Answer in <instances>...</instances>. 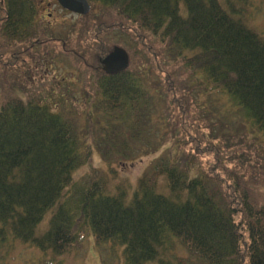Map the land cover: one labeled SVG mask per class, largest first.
Masks as SVG:
<instances>
[{
	"label": "trees",
	"instance_id": "1",
	"mask_svg": "<svg viewBox=\"0 0 264 264\" xmlns=\"http://www.w3.org/2000/svg\"><path fill=\"white\" fill-rule=\"evenodd\" d=\"M88 1L90 13L56 31L44 0H0L4 39L27 45L0 51L21 59L44 46L63 67L48 88L20 78L22 90L0 102V248L13 235L62 254L92 235L123 246L125 264H164L179 240L205 264H264V151L248 150L259 163L249 174L237 161L243 149L231 146L264 137V35L238 0ZM116 45L131 65L110 75L99 58ZM172 105L180 140L166 133L155 142L150 133ZM227 119L240 139L224 132ZM219 126L224 140L214 138ZM172 142L179 151L154 159L132 191L123 180L111 185L114 165ZM93 151L108 173L76 180ZM50 210V229L38 235Z\"/></svg>",
	"mask_w": 264,
	"mask_h": 264
},
{
	"label": "rangeland",
	"instance_id": "2",
	"mask_svg": "<svg viewBox=\"0 0 264 264\" xmlns=\"http://www.w3.org/2000/svg\"><path fill=\"white\" fill-rule=\"evenodd\" d=\"M44 9L42 15L48 17L50 21V25L56 30L60 31L63 28V22L70 21L75 19V13L69 12L65 10L62 6L59 5L57 0H44ZM51 3L49 8H47V3ZM237 9H243L249 18L247 22L249 25L256 29L259 33L264 35V0H238ZM47 19V18H45ZM67 26V25H66ZM9 39H4L2 32L0 31V46L14 48V50H19L21 47L25 49L27 47L26 44L20 43L17 41H11ZM33 45V43H32ZM31 45V46H32ZM11 46V47H10ZM33 47V46H32ZM121 47V46H120ZM55 52L59 51L60 46L55 45ZM34 52L29 51L28 55L30 57H36V53H39V56L42 58L39 60L38 58H30L27 53L23 54L19 58H12L13 52H6V54L0 51V102L6 99L7 94L10 95L11 92L21 91L20 88V78L27 77V84L30 86H39L43 88L49 87V83H53V77L55 74L57 76H61V72L63 67L59 69L61 66L60 63L52 64L50 56H43L42 53L45 51L44 46L33 47ZM39 51V52H38ZM42 51V53L40 52ZM2 55V56H1ZM54 55V54H53ZM104 57H100L99 60ZM19 59V60H18ZM50 63V64H49ZM59 69V71L56 69ZM24 95V94H22ZM11 96V95H10ZM173 106V107H172ZM170 106L171 117H166L165 121H160L159 126L156 130L151 131V139L153 141H158L163 134L169 133L170 136H174L175 140H180V134L175 132L174 130V116L177 119L180 117L178 111H176V105ZM87 117L81 122H85ZM216 120H214L215 122ZM219 121V120H218ZM228 122H232L228 124ZM235 123V120L227 119L225 122V130H227L230 136L237 137L240 139V131ZM94 122L88 123V128L90 126V133L94 132ZM241 130V129H240ZM207 132L206 130H203ZM209 132V131H208ZM89 133V131L87 132ZM223 133L220 132V126L216 128V133L214 138L223 139L221 136ZM219 135V137H218ZM91 137V138H90ZM93 136H89L88 140L92 139ZM213 138V137H212ZM167 139V135H166ZM224 140V139H223ZM235 139L231 143V146L239 147L243 149V154L237 161H239L245 171L249 174L252 171V164H259L255 159V155H251L254 157V160L251 161L248 150L254 151L258 150L259 152L264 151V137L262 135H258L256 137L249 136L247 139H241L237 142H234ZM175 142L172 144L167 143L166 146L156 151L155 153H150L149 156H144L142 160L137 161L130 165H123L122 167H117V173L115 175V181H111V185H115L118 181L122 180L129 186V189L132 191L133 187H136L139 178L144 174L149 165H152L153 160L162 155L167 148L172 151V153H177L179 151ZM210 142H207L206 149H208V145ZM136 147V148H140ZM94 149V148H93ZM93 156L91 157L89 163L84 168H80L75 174V179H81L86 175L94 174L95 170L99 171V176H104L108 173V168L106 162H104L103 158L96 152L93 151ZM253 153V152H252ZM210 155V154H209ZM142 156V155H141ZM246 158V159H245ZM204 162V161H203ZM207 169L209 163L204 162L202 164ZM197 168V167H196ZM195 174V173H194ZM248 174V175H249ZM114 179V178H113ZM259 190L261 191V196L264 200V186H259ZM53 214V210H50L46 213L43 221L40 223L37 229L38 235H43L47 233L50 229V221ZM169 245L168 250L165 254L161 255V258L164 260V264H205L198 257L191 255V253L183 246V244L178 240L175 242L174 246ZM124 247L123 246H112L111 242H107L103 245H100L96 242L95 237L92 235H87L81 245L74 244L71 246L67 252L62 254H56L52 250L43 251L39 247L24 243L20 239L15 238L13 235H9L2 244V248H0V264H125L124 263V255H123ZM147 264H160L159 260H155L153 262H148Z\"/></svg>",
	"mask_w": 264,
	"mask_h": 264
},
{
	"label": "water",
	"instance_id": "3",
	"mask_svg": "<svg viewBox=\"0 0 264 264\" xmlns=\"http://www.w3.org/2000/svg\"><path fill=\"white\" fill-rule=\"evenodd\" d=\"M62 7L77 13L86 15L91 12L92 6L88 0H58ZM104 70L108 74H117L125 71L130 65V57L128 52L119 46L109 53L105 58L101 59Z\"/></svg>",
	"mask_w": 264,
	"mask_h": 264
}]
</instances>
